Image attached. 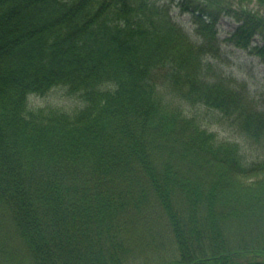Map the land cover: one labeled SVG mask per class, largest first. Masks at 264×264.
Listing matches in <instances>:
<instances>
[{
    "label": "trees",
    "instance_id": "trees-1",
    "mask_svg": "<svg viewBox=\"0 0 264 264\" xmlns=\"http://www.w3.org/2000/svg\"><path fill=\"white\" fill-rule=\"evenodd\" d=\"M252 4L0 0V264H264V104L205 57L226 17L264 62Z\"/></svg>",
    "mask_w": 264,
    "mask_h": 264
},
{
    "label": "rangeland",
    "instance_id": "rangeland-1",
    "mask_svg": "<svg viewBox=\"0 0 264 264\" xmlns=\"http://www.w3.org/2000/svg\"><path fill=\"white\" fill-rule=\"evenodd\" d=\"M250 7L264 13L254 4ZM171 10L173 20L188 33L192 40H197L190 15L182 14L176 7V3ZM237 26L238 24L234 20L222 18L218 24V41L214 48L208 49L209 53L205 57L219 70L221 75L236 80L237 86L244 85L252 97H256L264 104V62L250 54L248 50L240 49L229 42V37ZM28 104L31 108H52L73 112L82 103L77 96L69 93L67 87L59 86L44 96L31 95ZM210 120L212 122L209 121L210 124L207 127L214 131L219 138L238 142L243 147L248 146L233 127L219 121V116L211 117Z\"/></svg>",
    "mask_w": 264,
    "mask_h": 264
}]
</instances>
